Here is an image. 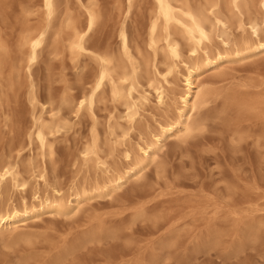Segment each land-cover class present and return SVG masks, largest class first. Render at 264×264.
Instances as JSON below:
<instances>
[{
	"label": "bare ground",
	"instance_id": "obj_1",
	"mask_svg": "<svg viewBox=\"0 0 264 264\" xmlns=\"http://www.w3.org/2000/svg\"><path fill=\"white\" fill-rule=\"evenodd\" d=\"M78 1L84 18L79 20L73 12L66 11L58 26L59 0H40L42 11L35 9V2L28 4L25 17L42 12V21L35 26L25 25L16 55L0 38V109L7 101V90L16 93L26 84L30 104V122L24 128V137L7 153L0 154V241L6 246L32 244L35 236L26 230L40 225L35 221H42L43 215L75 218L92 200L113 199L129 183L144 180L151 167L158 178H166L163 155L167 142L186 143L203 133L213 117L231 116L228 130L234 148L249 141L264 148V75L222 83L236 64L264 59V0H152L144 49L132 39L126 24L136 0H125L124 9L121 2L117 5L120 25L115 45L90 42L102 23L101 8L93 0ZM47 47L54 57L66 54L75 64L82 56L95 62L91 78L82 89L71 92L66 85L56 104L51 88L47 96L38 94L32 77V67ZM5 68L9 73L4 77ZM153 99L160 119L152 114L151 124L144 116ZM106 101L114 109L100 131L95 108ZM83 111L93 124L90 136L75 156L86 168L100 171L101 177L72 188L68 198L61 193L59 184H53L52 196L40 195L36 187V204L14 202L12 188L24 191L33 180L49 185V162L56 154L54 137L72 126L71 113L78 116ZM133 134L136 142L132 141ZM26 147L30 155L35 147L39 158L31 155L23 164L20 155ZM14 149L17 153L13 155ZM118 152L124 159L122 166L111 162ZM154 190L141 193L133 201L130 215L134 221L158 217L149 213L156 208L149 199ZM222 210L216 201H208L197 213L203 217L211 214L209 223H217ZM231 214L235 212L226 211L224 218ZM173 224L175 228L180 226L179 221ZM176 233H168L163 248L176 244ZM209 234L205 244L220 241L218 230ZM115 235L99 220L81 236L62 245L45 264H61L86 244ZM2 264L11 263L4 259Z\"/></svg>",
	"mask_w": 264,
	"mask_h": 264
},
{
	"label": "rangeland",
	"instance_id": "obj_2",
	"mask_svg": "<svg viewBox=\"0 0 264 264\" xmlns=\"http://www.w3.org/2000/svg\"><path fill=\"white\" fill-rule=\"evenodd\" d=\"M81 1L88 3L89 0ZM93 1L101 8L102 23L92 33L90 42L115 45L120 25L117 5L121 2L124 9L125 0ZM32 2L36 3V10L42 11L40 0H0V38L5 40L12 55L17 54L18 39L25 25L35 26L42 21V12L25 17L24 8ZM59 2L56 26L66 11L73 12L79 20L84 18L78 0ZM151 6L152 0H136L126 22L132 39L143 49ZM49 51L47 47L40 54L32 67V77L38 94L47 96L51 88L56 104L66 85L72 88L71 92L82 89L91 78L95 62L82 56L75 64L66 54L54 57ZM8 73L9 69L5 68L3 76ZM257 75H264V59L236 64L235 70L222 83H237ZM22 80L27 83L24 76ZM26 85L16 93L6 91L7 101L0 109V154L7 153L10 146L24 137V128L30 122ZM154 102L153 99L144 116L151 124L154 123L152 114L160 119ZM113 109L109 101L97 104L95 114L100 121V131L104 130ZM230 117L211 118L203 133L182 145L168 141L163 155L166 178H158L151 167L144 180L129 183L113 199L92 200L75 218L43 215L42 221H35L40 225L26 230L35 236L32 244L21 242L6 246L0 241V264L4 259L11 264H45L62 245L81 236L99 220L117 235L86 244L61 264H135L137 260L136 264H264V148L257 147L252 141L242 142L239 148H234L228 130ZM69 119L72 126L54 137L56 154L49 162V185L33 180L24 191L12 188L10 195L14 202L25 200L28 204H36V187L40 195L52 196L53 184H59L61 193L68 198L72 188L101 177L100 171L86 168L75 156L79 146L90 136L91 117L83 111L78 116L71 113ZM132 137L136 142V135ZM16 153L17 149H14L12 154ZM31 155L39 158L35 147ZM31 155L29 148L22 149L23 164L28 163ZM111 162L122 166L124 159L118 152ZM152 189L155 190L149 199L156 208L149 213L158 217L134 221L130 215L133 201ZM208 201H216L223 209L217 223H209L211 214L203 217L197 213ZM228 210L235 214L224 218ZM177 221L180 226L175 228L173 223ZM215 230L221 234L220 241L205 244L209 233ZM172 231L177 232L176 244L163 248V240ZM251 232L252 236L249 235ZM26 255L32 256L27 258Z\"/></svg>",
	"mask_w": 264,
	"mask_h": 264
}]
</instances>
